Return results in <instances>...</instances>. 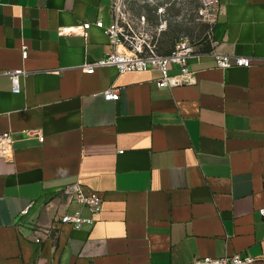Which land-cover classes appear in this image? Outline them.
Masks as SVG:
<instances>
[{"label": "crops", "instance_id": "crops-1", "mask_svg": "<svg viewBox=\"0 0 264 264\" xmlns=\"http://www.w3.org/2000/svg\"><path fill=\"white\" fill-rule=\"evenodd\" d=\"M100 19L112 22L111 0H0V135L13 139L9 156L0 149V264H193L236 253L264 264V0H220L189 60L196 81L173 88L157 85V70L87 73L112 49ZM86 22V34L59 32ZM213 52L251 66L219 68ZM14 69L28 72L17 94ZM109 88L119 100L104 97ZM74 183L103 198L81 229L59 221L93 217L65 192Z\"/></svg>", "mask_w": 264, "mask_h": 264}, {"label": "built area", "instance_id": "built-area-1", "mask_svg": "<svg viewBox=\"0 0 264 264\" xmlns=\"http://www.w3.org/2000/svg\"><path fill=\"white\" fill-rule=\"evenodd\" d=\"M131 1L139 3H159L162 1L180 3L186 0H111L113 20L106 24L100 19L95 26L104 31L112 46L111 51L99 60L85 63L84 70L87 73H95L98 68L115 67L120 74L133 71H154L161 73L157 80L159 87L173 88L184 84L194 83L196 73L189 68V60L199 54L198 44L188 38L178 40L169 52H162L160 48L161 37L167 29V21H161L158 25H150L146 15L136 16L128 8ZM205 5L201 16L211 22L215 20L220 10V0H199ZM92 27V23L86 22L72 27H62L59 32L63 34H86ZM28 50L23 49V57L27 58ZM217 66L222 69L230 67H250L251 59L248 57L228 55L213 52ZM177 66L179 72L171 73V67ZM1 74V71H0ZM12 81V92L21 93V77L28 74L24 69L7 71ZM107 100H119L120 90L109 88L103 92ZM28 135H38L41 141L45 137L37 130H28ZM13 139L10 132L0 135V149L3 157L12 153ZM65 192L71 201L87 207L93 214L92 218L83 216L81 210L74 214L64 213L59 221L62 224H70L75 229H81L84 224L92 223L94 217L102 211L103 198L94 190L89 189L81 183L68 185ZM32 203L24 207L22 214L29 213ZM264 216V207L260 209ZM264 259V250L263 257ZM257 258L251 255L239 253L226 255L224 257H203L196 259L193 264H254Z\"/></svg>", "mask_w": 264, "mask_h": 264}, {"label": "rangeland", "instance_id": "rangeland-1", "mask_svg": "<svg viewBox=\"0 0 264 264\" xmlns=\"http://www.w3.org/2000/svg\"><path fill=\"white\" fill-rule=\"evenodd\" d=\"M128 8L136 16L146 15L152 26L158 25L161 21H167V29L161 37V51L170 49L182 38L199 43L207 36L211 28V21L201 16L205 5L199 0H186L180 3L131 1Z\"/></svg>", "mask_w": 264, "mask_h": 264}]
</instances>
